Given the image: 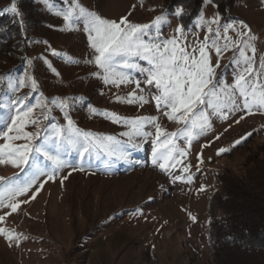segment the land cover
Masks as SVG:
<instances>
[{
  "label": "rangeland",
  "instance_id": "1",
  "mask_svg": "<svg viewBox=\"0 0 264 264\" xmlns=\"http://www.w3.org/2000/svg\"><path fill=\"white\" fill-rule=\"evenodd\" d=\"M218 1L220 3L213 0L205 3L203 0L197 15L180 37L175 29L183 23L181 17L172 15L178 5L171 4V0H80L89 10L116 21L127 16L132 23L148 24L154 17L167 13L169 22L162 27L159 39L177 36L188 45L204 38L206 26H198L201 13L206 19L219 13L221 25L237 22L235 29L228 32L233 40L242 30L238 22L244 21L251 34L257 37L253 43L258 66L264 57V0ZM178 2L186 3L187 0ZM11 3L12 0H0V15L8 16L16 26L10 37L14 49L5 51L0 47V77H4L6 83L9 77L19 79L27 71L38 80L39 88L32 92L30 87H23L15 93L5 88L3 91L7 95L3 98L14 99L30 93L28 102L32 104L40 98L41 92L49 100L83 98L68 110L76 126L94 134L115 137L128 159L93 153L82 160L75 151L69 150L63 158L83 170L62 169L55 180L44 183L34 200L5 217L0 228L20 239L9 246L10 242L0 235V264H214L209 231L219 230L225 235L220 226L226 214L223 204L226 194L219 185V178L227 172L239 174L249 153L264 146V112L254 109L252 114H246L241 110L228 113L227 119L212 116L211 129L192 140L190 145L184 137L176 139L178 148L185 150L187 155L177 154L180 163L164 171L158 163L152 162L154 127H145L152 136H134L129 140L121 133L130 131V126L113 123L89 111L91 106L126 118L157 116L168 132L182 128L169 121L162 111H157L151 99L155 89L144 83L143 75L133 70V82L119 88L103 83L91 75L97 71L95 65L85 62L92 58L93 52L82 27L78 31H60L63 19L50 11L42 0H15L19 17L5 11ZM50 3L55 9L64 6L63 0H50ZM21 19L23 27L16 22ZM219 43L222 45L224 41ZM52 49L80 63H65L61 57L52 55ZM233 56V51H225L216 69L217 77L228 84L239 71L232 63ZM43 58L60 73L59 77ZM29 59L32 66L27 64ZM216 59L213 50V64ZM139 63L147 66L144 61ZM136 79L144 89L143 93L137 90L138 94L144 95L149 103L141 107L139 103L118 102L116 96L127 98L128 93L136 90ZM35 114L41 116L42 109L37 108ZM49 115L54 118L51 122L66 124L59 108L53 106ZM241 116L244 118L240 119ZM48 123L49 120H42V126ZM26 130L35 131V128L29 125ZM242 137L247 138L235 145ZM221 148L229 151L218 155ZM189 165L185 172L184 167ZM18 172L19 169L11 165H0V176L12 177ZM65 176L67 179H63ZM46 179V176L41 177L34 187ZM202 186L203 191L200 190ZM191 217H195V221Z\"/></svg>",
  "mask_w": 264,
  "mask_h": 264
},
{
  "label": "snow or ice",
  "instance_id": "2",
  "mask_svg": "<svg viewBox=\"0 0 264 264\" xmlns=\"http://www.w3.org/2000/svg\"><path fill=\"white\" fill-rule=\"evenodd\" d=\"M211 2L212 0H205V3ZM42 3L63 19L64 25L60 31H78L82 27L87 34L93 56L85 62L94 64L97 69L92 76L119 88L133 82V70L139 72L144 77V83L155 89L151 99L155 101L157 111H162L169 121L183 126L175 132H168L162 128L157 116L126 118L89 106L93 115H102L113 123L130 126V131L121 133L122 136L129 137V140L134 136H152L153 133L145 131V127H154L152 162L158 163L164 171L180 163L177 154L182 157L187 155L185 150L178 148L176 139L184 137L190 145L192 140L211 129L212 116L227 119L228 113L241 110L246 114H252L254 109L264 112V57L257 66V50L253 43L257 37L251 34L250 27L244 21L238 22L242 30L237 32V38L233 40L228 36V32L235 29L237 22L221 25L219 13L210 19H206L201 13L198 26H206L204 38L194 45H188L177 36L159 39L162 27L169 22L167 13L154 17L148 24H138L129 21L127 16L121 17L119 21L104 18L84 7L80 0H63L64 6L59 9H55L50 0H42ZM5 11H10L17 17L21 15L15 0H12L10 8ZM184 14L182 3L172 11V15L177 18ZM128 15H131V11ZM16 22L23 27L22 19ZM185 30L186 26L183 24H178L175 29L180 37L184 35ZM220 40L224 41L222 45ZM213 50L217 57L215 64L212 62ZM225 51H233L232 63L239 69L231 84L216 75L220 58ZM51 52L53 56L61 57L65 63H80L66 53L55 49ZM249 52L252 55H249ZM43 59L48 68L59 77L60 73L46 58ZM139 61H144L147 66ZM27 64L32 66V60H27ZM4 81L5 78L0 77V141H3L0 143V165H11L19 169V172L12 177L0 176V211L3 212L0 215V223L6 216L18 212L22 205L34 200L44 183L55 180L62 169L71 167L72 171L83 170L63 158L69 150L75 151L82 160L93 153L97 156L103 153L108 157L128 159L127 153L122 150L121 142L115 137L94 134L76 126L68 110L78 101L82 102L83 98L54 97L49 100L41 92L35 104L28 102L30 93L23 97L4 99L7 95L3 91L5 88L13 93L23 87H30L32 92L39 88L38 80L27 71L19 79L9 77L6 83ZM135 85L136 90L128 93L127 98L116 96V100L128 104L139 103L141 107L149 103L144 95L137 92H144L139 79L135 80ZM53 106L64 113L66 124L51 122L54 118H51L49 113ZM37 108L42 109V115L39 117L35 114ZM42 120H49V123L42 126ZM29 125L34 127L35 131H27ZM246 138L237 140L235 145ZM227 151L229 150L221 148L217 154ZM189 167L190 165L185 166L183 170L187 172ZM45 176L47 179L39 183L38 187H34L40 178ZM63 179H67V176ZM191 180L192 177L189 176L188 181ZM200 190H204L203 186ZM191 218L193 221L196 219ZM0 235L10 242L9 246L12 242L18 243L20 239L18 235L4 228H0Z\"/></svg>",
  "mask_w": 264,
  "mask_h": 264
},
{
  "label": "trees",
  "instance_id": "3",
  "mask_svg": "<svg viewBox=\"0 0 264 264\" xmlns=\"http://www.w3.org/2000/svg\"><path fill=\"white\" fill-rule=\"evenodd\" d=\"M202 1L182 2L185 14L181 22L186 27L197 15ZM172 3L181 4L178 0H171ZM15 29L8 16L0 15L1 49H14L10 37ZM219 185L226 194L223 201L226 214L220 226L225 235L219 230L209 231L213 263L264 264V146L249 153L239 174L224 173L219 178Z\"/></svg>",
  "mask_w": 264,
  "mask_h": 264
}]
</instances>
